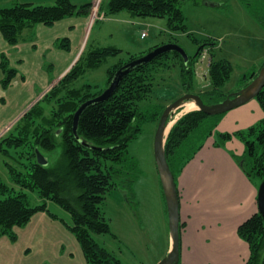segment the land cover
Instances as JSON below:
<instances>
[{
    "label": "rangeland",
    "instance_id": "374dc122",
    "mask_svg": "<svg viewBox=\"0 0 264 264\" xmlns=\"http://www.w3.org/2000/svg\"><path fill=\"white\" fill-rule=\"evenodd\" d=\"M8 1L0 0V8L14 3L46 6L56 3V0ZM69 1L77 7L91 5L92 16L90 12L79 13L53 25L33 24L19 34L16 43L8 42L0 30V143L5 139L0 144V181L15 190V194L24 191L29 207L46 204L45 210H38L25 224L15 226L11 235L0 236V264H88L72 230V216L54 201L43 200L38 190H21L13 179L10 169L25 174V166L30 163L28 155L35 154V150L42 153L50 167L63 155L62 131L55 136L58 145L50 152L36 146L34 150L8 146L9 139L22 137L21 127H17L23 125L22 120L29 118L44 127L54 117L55 125L50 127L54 135L62 128L54 116L59 98L72 90L82 91L79 99L86 94L100 95L108 87L110 70L116 67L117 71L132 59L168 43L179 45L189 57H195L203 49L192 65L196 74L191 89L182 87L179 69L162 71L159 64L152 65L156 93L164 104L182 97L186 91L195 95L211 91L208 77L211 60H227L232 66L230 79L222 89L225 95L241 91L264 64V29L242 0H207L209 5L183 2L186 31L172 30L167 18L137 16L126 9L106 15L102 8L111 0H98L94 5V0ZM100 49L119 52L92 65L91 56ZM202 55H206L204 60ZM11 69L17 74L7 85L4 81ZM67 74H72V78L64 83L62 78ZM184 111L179 109L171 120L186 114ZM136 126L132 124L129 134ZM157 127L155 121L144 122L140 134L129 142L130 162L125 168L117 166L122 175L116 178V187L107 193L102 205L111 233L91 234L122 264H158L170 249L168 212L154 153ZM226 144L219 148L225 149ZM231 157L240 167L241 158L232 154ZM253 180L259 188V179Z\"/></svg>",
    "mask_w": 264,
    "mask_h": 264
},
{
    "label": "trees",
    "instance_id": "16d2710c",
    "mask_svg": "<svg viewBox=\"0 0 264 264\" xmlns=\"http://www.w3.org/2000/svg\"><path fill=\"white\" fill-rule=\"evenodd\" d=\"M185 1L199 3L202 0H111L102 11L110 15L126 9L137 16L167 18L172 30L186 31L185 16L181 9ZM242 2L264 29V0ZM90 11L91 5L77 7L69 0H56L53 6L14 3L10 7L0 8V30L8 42L16 43L19 34L33 24L53 25L69 16ZM118 52L115 49H100L91 56V64H97L110 55H117ZM201 53L202 51L198 56ZM195 59L190 57L189 63L185 65L179 54H165L130 73L107 102L88 108L80 119L78 134L101 150L93 151L84 147L76 141L73 134L74 114L84 102L99 94H86L83 99H79L82 91H69L63 98L58 99V110L54 114L62 127L63 155L57 164L53 167H42L37 162L35 150V154H27L30 163L25 166V174L10 169L21 190H38L43 200L54 201L72 216V230L79 239L88 264H122L106 248L100 246L91 234L111 233L102 212V205L107 193L116 187V178L122 175V169L117 166L124 167L131 160L129 142L140 134L144 122L159 123L166 107L178 99L175 98L169 104L160 101L162 98L156 93L152 65L159 64L161 68L158 69L162 71L179 69L181 84L186 90L194 86L196 71L192 65ZM133 60L135 59L131 61ZM115 69L116 67L109 72L108 85L116 72ZM231 71L232 66L227 60L209 62L208 77L212 90L200 94L204 101L206 99L210 102L216 98L218 101L209 103L213 104L225 99L222 89L229 81ZM16 74L17 71L11 69L4 83L9 85ZM71 75L64 76L62 82L65 83L68 78L71 80ZM256 76L257 73L253 74L244 87ZM246 79L247 76L244 80ZM256 100L264 111V89ZM223 116H208L201 111H192L181 117L173 126L165 150L176 184L183 169L213 136L216 147H223L233 138L239 139L245 146L244 155L239 161L243 172L249 179L257 178L260 183L264 180V119L246 131L235 134L217 133L216 128ZM54 120L53 117L46 121L48 126L44 124V127L29 118L22 120L23 125L17 126L21 127L19 132L22 137L9 139L7 145L14 148L25 146L31 150L36 146L43 151H53L58 145L56 133L53 135L50 128L55 125ZM133 123L137 126L132 128L129 134ZM36 124L38 126H34ZM3 142L5 143V139ZM107 162L112 165L109 166ZM23 192L15 194V190L0 181V196H6L4 199L0 198V236L11 235L15 226L25 224L38 210H45L46 204L36 208L29 207L27 195ZM238 235L249 245L250 257L246 264H264L263 217L257 213L246 220L239 226Z\"/></svg>",
    "mask_w": 264,
    "mask_h": 264
},
{
    "label": "crops",
    "instance_id": "0c3cea01",
    "mask_svg": "<svg viewBox=\"0 0 264 264\" xmlns=\"http://www.w3.org/2000/svg\"><path fill=\"white\" fill-rule=\"evenodd\" d=\"M263 119L264 111L255 99L225 114L216 131L235 134ZM244 152V144L236 138L222 149L215 146L213 136L180 174V264H246L249 260V245L239 237L238 228L258 213V185L231 157L241 158Z\"/></svg>",
    "mask_w": 264,
    "mask_h": 264
},
{
    "label": "water",
    "instance_id": "95a60500",
    "mask_svg": "<svg viewBox=\"0 0 264 264\" xmlns=\"http://www.w3.org/2000/svg\"><path fill=\"white\" fill-rule=\"evenodd\" d=\"M201 2L209 5L207 0H202ZM214 7L215 5H211ZM203 48H200L197 52V55L202 51ZM170 53L179 54L185 65L190 61V57L179 45L174 43L164 44L159 46L149 53L128 62L121 68H119L113 78L111 79L108 87L98 96L87 100L84 102L76 111L73 116V134L78 143L82 144L84 147L89 148L93 151L101 150L97 146L89 143L88 141L81 138L78 134L79 122L86 110L92 106L102 104L107 102L119 89L123 80L134 70L145 66L157 58ZM264 89V65L258 72L257 76L253 78L241 91L235 94L225 95V99L217 103L207 104L202 99L200 95H195L187 93L182 97L175 100L173 103L168 105L164 110L156 131L155 141H154V153L155 161L158 170V174L161 181V186L166 202V208L168 212V223L170 231V249L168 255L158 264H179L181 261V218H180V198L177 189V184L175 177L170 169L167 154L165 150L167 138L171 132L173 126L177 121L184 115L192 112H187L182 115L180 118L171 120L173 115L181 108H183L187 103L193 102L196 106V109L193 111H201L208 116H219L225 115L228 112L235 110L239 107L246 105L247 103L257 99L260 92ZM172 124V125H171ZM61 130L56 133V136H59ZM37 162L42 167H48V160L42 155L39 150H36ZM258 213L264 219V180L261 182L258 188Z\"/></svg>",
    "mask_w": 264,
    "mask_h": 264
},
{
    "label": "bare ground",
    "instance_id": "6f19581e",
    "mask_svg": "<svg viewBox=\"0 0 264 264\" xmlns=\"http://www.w3.org/2000/svg\"><path fill=\"white\" fill-rule=\"evenodd\" d=\"M183 108L185 109L184 113H187V112L195 110L196 106H195V104L193 102H190V103H187Z\"/></svg>",
    "mask_w": 264,
    "mask_h": 264
},
{
    "label": "built area",
    "instance_id": "2783aa9c",
    "mask_svg": "<svg viewBox=\"0 0 264 264\" xmlns=\"http://www.w3.org/2000/svg\"><path fill=\"white\" fill-rule=\"evenodd\" d=\"M99 18H104V17H99Z\"/></svg>",
    "mask_w": 264,
    "mask_h": 264
}]
</instances>
